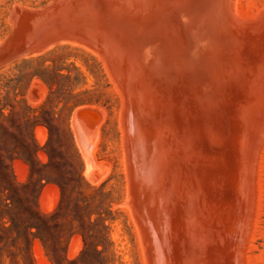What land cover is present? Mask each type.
<instances>
[{"label": "water", "instance_id": "95a60500", "mask_svg": "<svg viewBox=\"0 0 264 264\" xmlns=\"http://www.w3.org/2000/svg\"><path fill=\"white\" fill-rule=\"evenodd\" d=\"M237 0H54L13 6L0 68L83 46L122 94L136 223L252 229L264 141V8Z\"/></svg>", "mask_w": 264, "mask_h": 264}, {"label": "rangeland", "instance_id": "374dc122", "mask_svg": "<svg viewBox=\"0 0 264 264\" xmlns=\"http://www.w3.org/2000/svg\"><path fill=\"white\" fill-rule=\"evenodd\" d=\"M51 2L0 0V44L15 33V4ZM263 8L237 0L232 13ZM125 137L122 94L86 47L61 43L0 68V264H264V141L252 229L172 228L117 206L130 184Z\"/></svg>", "mask_w": 264, "mask_h": 264}, {"label": "bare ground", "instance_id": "6f19581e", "mask_svg": "<svg viewBox=\"0 0 264 264\" xmlns=\"http://www.w3.org/2000/svg\"><path fill=\"white\" fill-rule=\"evenodd\" d=\"M44 198H45V197H44ZM41 200H44V199H41ZM43 202H44V203H43ZM43 202H41V203L44 205L46 201H43ZM44 207H45V206H44ZM53 207H54V206H53ZM45 208H46V207H45ZM46 209H47V208H46ZM46 211H47V210H46ZM172 228H173V225H172ZM202 229H203V228H202ZM208 229H209V228H208ZM202 231H203V230H202ZM223 231H224V230H223ZM201 233H202V232H201ZM207 233H208V232H207ZM222 233H223V232H222ZM176 234H177V233H176ZM178 234H179V233H178ZM211 235H212V234H211ZM187 237H188V236H187ZM204 237H205V236H204ZM204 237H203V239H204ZM178 238H179V237H178ZM221 238H222V237H221ZM221 238H220V240L218 239L217 242H218V241L222 242ZM167 239H168V238H167ZM201 240H202V239H201ZM205 240H206V239H205ZM213 240H214V239H213ZM168 241H169V240H168ZM190 241H191V239H190ZM181 242H182V241H181ZM191 242H193V241H191ZM199 242H200V241H199ZM199 242H198V244H199ZM179 243H180V241H179ZM213 243H215V241H214ZM191 244H192V243H191ZM220 244H221V243H220ZM188 245H189V244H188ZM194 245H195V244H194ZM215 245H216V243H215ZM179 246H180V245H179ZM208 247H209V246H208ZM180 248H181V247H180ZM193 248H194V247H193ZM194 249H195V248H194ZM172 250H173V249H172ZM196 250H197V249H196ZM190 251H191V250H190ZM208 251H209V250H208ZM181 252H182V248H181ZM182 256H183V255H182ZM182 256H181V257H182ZM191 256H192V252H191ZM191 256H190V257H191ZM212 256H213V255H212ZM192 257H193V256H192ZM192 257L189 258L188 260L190 261V259H193ZM186 260H187V259H186ZM188 260H187V261H188ZM193 260H194V259H193ZM195 260H196V259H195ZM187 261H185V262H187ZM191 261H192V260H191ZM191 261H190V263H191ZM192 262H193V261H192ZM191 264H192V263H191ZM203 264H204V263H203Z\"/></svg>", "mask_w": 264, "mask_h": 264}, {"label": "trees", "instance_id": "16d2710c", "mask_svg": "<svg viewBox=\"0 0 264 264\" xmlns=\"http://www.w3.org/2000/svg\"><path fill=\"white\" fill-rule=\"evenodd\" d=\"M2 158H0V161H1Z\"/></svg>", "mask_w": 264, "mask_h": 264}]
</instances>
